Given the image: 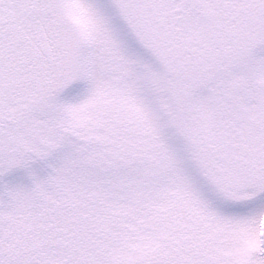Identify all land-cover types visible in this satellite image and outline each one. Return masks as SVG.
Returning <instances> with one entry per match:
<instances>
[{"label":"snow or ice","instance_id":"snow-or-ice-1","mask_svg":"<svg viewBox=\"0 0 264 264\" xmlns=\"http://www.w3.org/2000/svg\"><path fill=\"white\" fill-rule=\"evenodd\" d=\"M0 264H264V0H0Z\"/></svg>","mask_w":264,"mask_h":264}]
</instances>
